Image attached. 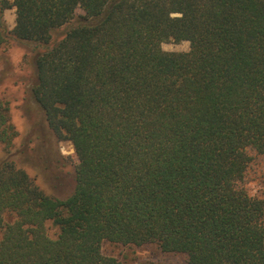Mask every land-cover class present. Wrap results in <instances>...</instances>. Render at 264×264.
<instances>
[{
    "label": "trees",
    "instance_id": "1",
    "mask_svg": "<svg viewBox=\"0 0 264 264\" xmlns=\"http://www.w3.org/2000/svg\"><path fill=\"white\" fill-rule=\"evenodd\" d=\"M10 9L0 45L26 48V100L51 149L71 144L74 188L50 196L22 167L0 100V264H122L103 242L264 264V200L240 186L246 150L264 156V0H0Z\"/></svg>",
    "mask_w": 264,
    "mask_h": 264
},
{
    "label": "rangeland",
    "instance_id": "2",
    "mask_svg": "<svg viewBox=\"0 0 264 264\" xmlns=\"http://www.w3.org/2000/svg\"><path fill=\"white\" fill-rule=\"evenodd\" d=\"M0 20L8 30L12 29L14 10L2 12ZM161 47L166 52L189 50L187 42L164 43ZM26 55V48L14 41L0 45V100L8 103L11 123L17 132L13 151H20L17 161L46 194L64 199L73 191L74 179L70 163L64 162L63 158L73 160L74 151L69 142L53 140L51 149V136L43 127L41 113L31 102H27L25 86L30 67L26 63ZM246 152L250 162L240 186L249 196L264 200V156L251 148ZM4 155L0 152V159ZM57 158L61 159L57 161ZM48 231L50 235L54 234L52 227ZM101 251L103 255L114 257L122 264H182L181 256L163 254L151 246L139 248L103 242Z\"/></svg>",
    "mask_w": 264,
    "mask_h": 264
}]
</instances>
